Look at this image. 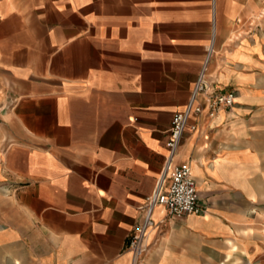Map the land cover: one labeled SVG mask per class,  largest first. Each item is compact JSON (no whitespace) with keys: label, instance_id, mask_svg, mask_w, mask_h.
Segmentation results:
<instances>
[{"label":"crops","instance_id":"0c3cea01","mask_svg":"<svg viewBox=\"0 0 264 264\" xmlns=\"http://www.w3.org/2000/svg\"><path fill=\"white\" fill-rule=\"evenodd\" d=\"M262 14L264 0H0V264H133L206 62L235 103L192 115L176 161L207 212L158 207L140 264L261 257Z\"/></svg>","mask_w":264,"mask_h":264},{"label":"built area","instance_id":"2783aa9c","mask_svg":"<svg viewBox=\"0 0 264 264\" xmlns=\"http://www.w3.org/2000/svg\"><path fill=\"white\" fill-rule=\"evenodd\" d=\"M211 52L212 49L210 48L209 54ZM207 64L208 62H206L202 73L195 83L186 111L178 112L173 116L167 144L168 155L162 174L153 194L140 208L142 223L130 238L129 249L133 253V264H140L147 251L148 236L150 229L154 226L153 216L158 207H164L171 217L204 215L207 212L206 206L199 200L191 166L188 163H177L176 161L177 153L192 115L201 114L208 108L209 116L213 117L218 107H232L235 103V95L233 93L214 96L211 82L206 75ZM202 99L205 102L203 104L201 103ZM195 129V127H192V130Z\"/></svg>","mask_w":264,"mask_h":264},{"label":"rangeland","instance_id":"374dc122","mask_svg":"<svg viewBox=\"0 0 264 264\" xmlns=\"http://www.w3.org/2000/svg\"><path fill=\"white\" fill-rule=\"evenodd\" d=\"M253 264H264V254L261 257L254 259Z\"/></svg>","mask_w":264,"mask_h":264}]
</instances>
